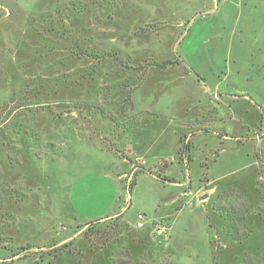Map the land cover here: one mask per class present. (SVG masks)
Listing matches in <instances>:
<instances>
[{
	"label": "rangeland",
	"instance_id": "obj_1",
	"mask_svg": "<svg viewBox=\"0 0 264 264\" xmlns=\"http://www.w3.org/2000/svg\"><path fill=\"white\" fill-rule=\"evenodd\" d=\"M219 3L0 0V191H15L0 208V264H264V0ZM167 59L174 71L148 77L135 103L177 121L138 122L136 84ZM183 69L196 85H171ZM200 101L216 104L188 122L205 131L188 138L185 166L175 129ZM130 139L158 176L154 156L168 152L166 174L187 185L141 168L119 181ZM217 198L247 209L246 239L223 229Z\"/></svg>",
	"mask_w": 264,
	"mask_h": 264
},
{
	"label": "crops",
	"instance_id": "obj_2",
	"mask_svg": "<svg viewBox=\"0 0 264 264\" xmlns=\"http://www.w3.org/2000/svg\"><path fill=\"white\" fill-rule=\"evenodd\" d=\"M202 1H206V0H202ZM215 2L217 3V5L218 4H220L219 2H220V0H215ZM192 20L190 21V23H189V25H191L192 23ZM174 69L175 68H173L172 69V65H170V66H168L167 68H165V69H160V72H146V73H144V75L142 76V78L140 79V81L136 84V89H135V91L133 92V101H134V107H135V109H136V112H137V114H138V122H140L141 120H145V118L146 117H148V116H152L151 118H153V119H166V120H170V121H172V123L173 122H176L177 121V118H175V117H173L172 115V111H170V112H161L160 110H154V109H152L150 106H146L145 108H143V109H141L140 111H138L137 110V107H136V104L137 103H135L136 101H135V93H136V91H138V89H140V88H142V86L143 87H146L145 85H149L150 83H146V81H147V79H148V77H151V76H153L152 74H162V73H167V72H172V71H174ZM195 76V74H194V72H193V70L191 69V71H189V72H185L184 71V69H183V71L181 72V74H180V78L178 79V77L177 78H175L172 82H171V85H175V84H179V81H181L182 82V84H184V82H186L187 80L188 81H192V83H193V85H196V78L194 77ZM199 77V76H198ZM202 78V77H201ZM198 79V78H197ZM200 82H203L204 83V85L206 86V82H205V79L204 78H202V81H200ZM153 87V86H152ZM152 87H150V88H152ZM166 89V93L167 94H170V92L167 90V88H165ZM164 89V90H165ZM179 89H182V91H183V89H184V86L183 85H180L178 88H176L175 90H179ZM153 90H159V85L157 86L156 84H155V88L153 89ZM153 92H155V91H153ZM165 93V94H166ZM177 96V95H176ZM182 97H184V93H182ZM148 103H149V101H148ZM151 104V103H150ZM199 104H202V102L200 101L199 102ZM197 105L196 106V108L199 110V114L198 115H194V116H189V117H184V118H182V120H180V121H178L180 124H181V126L179 127V129H175V131L177 132V133H180L179 135H180V146H179V151H180V149H181V147H182V145H183V143L181 142L182 140H184L185 139V141L186 142H188L189 141V137L190 136H192L194 133H195V131L196 132H200V131H202V130H204L205 131V128H197V129H195V130H192V131H189V129H191L192 127L188 124V122H190V121H192V119L195 117V118H197L202 112H203V108H205V107H210L212 104H216V102H213L212 104H209V103H204V104H202V105ZM180 108H182V106L180 107ZM172 114V115H171ZM175 115H177V114H175ZM181 117V116H180ZM200 119V118H199ZM219 120V119H218ZM214 121H217V120H212V121H207V123H208V125H210L211 123H213ZM138 124V123H137ZM196 125H198V124H195V125H193V128H194V126H196ZM208 125H205V126H208ZM200 126V125H199ZM197 127V126H196ZM195 127V128H196ZM183 130H188V133L186 132L185 133V131H183ZM132 145H133V141H132V139H130L127 143H126V146L124 147V150L126 151V153H127V155L126 156H129V158H127L126 156L125 157H121V159H122V161L124 162V164H126V166L128 167V169H129V166H130V162H129V160L128 159H131L132 158V154H137L136 156H140V157H143V158H145V156L147 155V151L146 150H144V152L142 153L143 155H139L140 153H138L139 151H134L133 149H132ZM191 146V145H190ZM135 148V147H134ZM149 151V150H148ZM167 153L168 152H165V153H162V154H160V155H157V156H154L155 158H157V164L155 165L156 167V169L158 170V172H159V176L158 175H156L155 173L153 174V173H151V171H149V170H147V168L145 167V165H148V160L146 159V161H147V163L144 165V166H142L141 167V170H140V172H143V171H147V172H149V173H151V175L157 180V181H163V183L167 186V185H179V187H181V186H186L187 185V180L186 179H180L179 177H176V176H173V177H170V176H168L166 173L168 172V171H170V167L172 166H174L175 165V163H174V161L173 160H171L168 156H167ZM179 157H180V160L183 162V164L185 165V166H188L189 165V163L191 162V154H190V148L188 149V150H185L184 152H182V153H180L179 152ZM151 170H153L152 168H151ZM173 171L175 172V170L173 169ZM128 175V173L126 172V171H124V173H118V174H116V176H117V179L119 180V181H122V182H125L124 181V177H126ZM161 176V177H160ZM163 178H166V179H163ZM171 180H173V181H171ZM136 182V181H135ZM192 183V180L189 182V184H191ZM124 185V184H123ZM191 192H187V191H184L181 195H183V196H186V195H188V194H190ZM207 194H206V190H203L202 189V187L200 188V191H199V199H204L205 198V196H206ZM162 200V199H161ZM172 201L173 202H177L175 199H172ZM123 215V213L121 212V211H119V212H116V213H109V214H101V215H99L96 219H105V218H108V217H112V216H115V215ZM165 216H157L156 218H154V219H152V221H156V220H160V219H162V218H164ZM95 219V220H96ZM151 222V221H150Z\"/></svg>",
	"mask_w": 264,
	"mask_h": 264
},
{
	"label": "trees",
	"instance_id": "obj_3",
	"mask_svg": "<svg viewBox=\"0 0 264 264\" xmlns=\"http://www.w3.org/2000/svg\"><path fill=\"white\" fill-rule=\"evenodd\" d=\"M176 62L170 59H167L162 62H153V65H155L157 68L165 69L170 65L175 64ZM150 65H142L139 66L137 69L141 68L144 71L148 69ZM143 72L141 74L144 75ZM131 99H132V95ZM182 147L180 149V153L184 152L185 150H188L190 148V142H186L185 139L182 140ZM263 168V165H262ZM262 168L260 169V174H262ZM161 177V176H160ZM166 179V178H163ZM173 181V180H171ZM15 196V191L13 188L7 187V188H1L0 191V208L4 205V200L9 199L10 197ZM222 197V196H221ZM214 210L219 214L223 219L225 220V224L223 229L229 234L232 241H242L246 239L249 236L248 231V220H247V209L244 206H239L238 208L236 206H233V204H222L220 198L216 199L213 204ZM96 220H103V219H96ZM3 228H0V239L1 237H5L7 231L9 230L10 224H6V226H2ZM88 233V232H87ZM66 247V245L64 246ZM63 247V248H64ZM62 248V249H63ZM61 251V250H60ZM114 264H122L118 262L117 260H113ZM217 264H220L217 262Z\"/></svg>",
	"mask_w": 264,
	"mask_h": 264
},
{
	"label": "built area",
	"instance_id": "obj_4",
	"mask_svg": "<svg viewBox=\"0 0 264 264\" xmlns=\"http://www.w3.org/2000/svg\"><path fill=\"white\" fill-rule=\"evenodd\" d=\"M130 169H131V172L128 174V180H127V187L129 186V183L132 179V175L138 171V169H140L142 166H144L147 161L145 158L143 157H140V156H136L135 158L131 159L130 161ZM148 222L147 221V216L143 213H139L138 216H137V222H136V225L137 227H144L145 223ZM169 230V228L167 227L166 224H159L157 226V230H156V234L158 237L160 238H165V240L167 241V231ZM167 243V242H166Z\"/></svg>",
	"mask_w": 264,
	"mask_h": 264
}]
</instances>
